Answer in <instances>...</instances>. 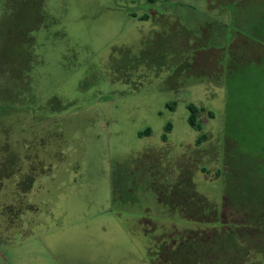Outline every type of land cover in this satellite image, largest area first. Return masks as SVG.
Returning a JSON list of instances; mask_svg holds the SVG:
<instances>
[{"label":"rangeland","instance_id":"374dc122","mask_svg":"<svg viewBox=\"0 0 264 264\" xmlns=\"http://www.w3.org/2000/svg\"><path fill=\"white\" fill-rule=\"evenodd\" d=\"M221 2L0 0V264H152L214 228L171 210L179 182L236 222L224 171L264 179V0Z\"/></svg>","mask_w":264,"mask_h":264},{"label":"trees","instance_id":"16d2710c","mask_svg":"<svg viewBox=\"0 0 264 264\" xmlns=\"http://www.w3.org/2000/svg\"><path fill=\"white\" fill-rule=\"evenodd\" d=\"M209 1L214 3L216 0ZM211 5L215 6V3ZM177 25L183 35H191L182 25ZM189 109V123L201 130L202 126L197 121L200 109L194 105ZM170 128L171 124H168L167 129ZM205 138V134L201 135L198 143ZM163 139H167V134ZM224 172L227 178L224 203L238 211L236 222L223 221L216 205L200 195L193 182H179L167 198L171 210L214 228L180 233L177 234L179 239L176 236L160 238L150 247H155L156 253L152 264H264V179L251 177V174L247 176L245 171H236L234 167ZM116 192L117 186V198Z\"/></svg>","mask_w":264,"mask_h":264},{"label":"crops","instance_id":"0c3cea01","mask_svg":"<svg viewBox=\"0 0 264 264\" xmlns=\"http://www.w3.org/2000/svg\"><path fill=\"white\" fill-rule=\"evenodd\" d=\"M215 6L216 7H219L221 4H222V2L220 1V0H216L215 2ZM178 24V23H177ZM204 34H207V33H205V31H204ZM248 37L249 36H242V34H240V35H238L237 37H234L233 39H232V41H230L231 43H230V45H229V48H230V51H229V49L227 50V51H229V55H230V52H231V57L232 58H234V59H236V58H239V55L241 54V52H242V50H241V47H242V45H245L246 43H247V39H248ZM198 41V40H197ZM197 41H195V42H197ZM189 44L191 45V43L189 42ZM207 47H210L209 45H207V46H205V50H207ZM244 47V46H243ZM199 49H201V48H197V49H195V51H200L201 52V50H199ZM216 49V48H215ZM239 49V50H238ZM217 50H219V49H217ZM241 50V51H240ZM239 51V52H238ZM241 56V55H240ZM136 261V260H135ZM138 262H139V260H138Z\"/></svg>","mask_w":264,"mask_h":264}]
</instances>
